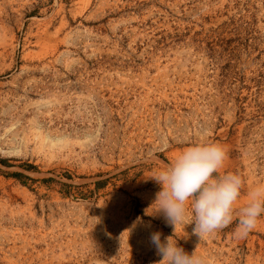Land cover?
Instances as JSON below:
<instances>
[{"label":"rangeland","instance_id":"obj_1","mask_svg":"<svg viewBox=\"0 0 264 264\" xmlns=\"http://www.w3.org/2000/svg\"><path fill=\"white\" fill-rule=\"evenodd\" d=\"M217 143L264 183V0H0V264H156L151 177ZM179 247L264 264V215Z\"/></svg>","mask_w":264,"mask_h":264},{"label":"clouds","instance_id":"obj_2","mask_svg":"<svg viewBox=\"0 0 264 264\" xmlns=\"http://www.w3.org/2000/svg\"><path fill=\"white\" fill-rule=\"evenodd\" d=\"M226 152L217 143H194L185 147L165 168L151 178L159 185L153 206L173 228V235L161 239L159 231L149 240L160 257L156 264H204L196 248L188 253L175 239L178 224L190 216L192 235L198 240L232 223L237 218L235 234L247 235L264 215V183L249 193L246 204L235 208L241 194L242 179L238 173L220 174Z\"/></svg>","mask_w":264,"mask_h":264}]
</instances>
